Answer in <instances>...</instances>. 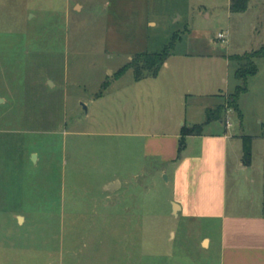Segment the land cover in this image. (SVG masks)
<instances>
[{"label": "rangeland", "instance_id": "374dc122", "mask_svg": "<svg viewBox=\"0 0 264 264\" xmlns=\"http://www.w3.org/2000/svg\"><path fill=\"white\" fill-rule=\"evenodd\" d=\"M230 2L0 0V264H220L221 222L175 213V169L203 151L190 139L179 157L183 126L206 122L236 90L243 60L231 63L229 89L224 60L264 45V0L242 12ZM165 49L171 66L158 76L119 75L137 52ZM256 61L243 118L231 108L206 134L227 120L264 133ZM114 177L131 180L129 194L107 197Z\"/></svg>", "mask_w": 264, "mask_h": 264}, {"label": "crops", "instance_id": "0c3cea01", "mask_svg": "<svg viewBox=\"0 0 264 264\" xmlns=\"http://www.w3.org/2000/svg\"><path fill=\"white\" fill-rule=\"evenodd\" d=\"M213 61L216 64L223 60L214 58ZM231 63L233 60L230 55L223 62L226 73L222 77L228 89L231 85ZM170 66L169 57L163 67ZM185 94L188 95L189 92L185 91ZM104 96L105 93L101 97H95L100 99ZM130 119L131 123L138 126V117ZM230 128L231 124L226 123L222 133L206 134L203 130L200 135L187 137V145L190 139L201 138L203 151L198 158L185 156L177 163L175 177L177 191L181 190V193H176L178 197L174 199V203L179 205L175 213L205 216L221 222L220 264H264V133L247 135L252 137V159L247 164L244 161L245 135L229 130ZM150 138L148 134L147 148L152 143L149 142ZM177 155L178 153L166 156L165 151L163 159L175 161ZM137 174L136 172L135 177ZM131 184L128 178L108 179L104 184L105 190L109 191L107 197L111 198L112 193L118 195L119 192L129 194ZM120 204L121 201H114L107 205L117 208ZM116 215L118 216L117 212ZM212 241L210 235L203 238L208 248Z\"/></svg>", "mask_w": 264, "mask_h": 264}, {"label": "trees", "instance_id": "16d2710c", "mask_svg": "<svg viewBox=\"0 0 264 264\" xmlns=\"http://www.w3.org/2000/svg\"><path fill=\"white\" fill-rule=\"evenodd\" d=\"M250 0H231L230 10L232 12L246 11L249 7ZM171 56L170 51L165 49L158 52L140 51L137 52L132 59L121 67L119 75L122 76L128 69H133L136 80H141L150 76H157L164 64ZM264 57V45L250 54H236L231 55V59L243 60L236 65L235 77L238 80L236 90L231 93V97L224 103L218 104L214 107L207 108V120L204 123H198L193 126H183L179 140V157L181 151L186 148V138L190 135H200L203 133L205 123L214 120H223L225 113L229 109H235L239 112L240 118H243V112L240 108V97L248 90V79L250 76L256 74L259 70L256 58ZM108 84H105V88ZM252 159V137L244 136V161L249 164Z\"/></svg>", "mask_w": 264, "mask_h": 264}, {"label": "built area", "instance_id": "2783aa9c", "mask_svg": "<svg viewBox=\"0 0 264 264\" xmlns=\"http://www.w3.org/2000/svg\"><path fill=\"white\" fill-rule=\"evenodd\" d=\"M218 38H220L223 41H228V33L227 32H220L218 35ZM227 124L230 125L231 122L227 120Z\"/></svg>", "mask_w": 264, "mask_h": 264}, {"label": "water", "instance_id": "95a60500", "mask_svg": "<svg viewBox=\"0 0 264 264\" xmlns=\"http://www.w3.org/2000/svg\"><path fill=\"white\" fill-rule=\"evenodd\" d=\"M174 204H175L174 209H175V211H176V213H177V208L179 207V205H178V203H174Z\"/></svg>", "mask_w": 264, "mask_h": 264}]
</instances>
